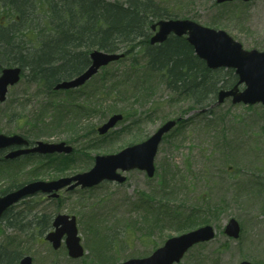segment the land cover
I'll list each match as a JSON object with an SVG mask.
<instances>
[{
	"label": "rangeland",
	"instance_id": "374dc122",
	"mask_svg": "<svg viewBox=\"0 0 264 264\" xmlns=\"http://www.w3.org/2000/svg\"><path fill=\"white\" fill-rule=\"evenodd\" d=\"M161 2L179 18L225 30L246 50L264 51V0ZM72 69L71 64L66 67ZM140 69L133 76L131 60H119L69 92L49 94L27 78L10 87L6 101L0 102V133L66 141L74 152L65 169V155L2 160L0 193L34 179L89 171L97 155L144 141L169 119L181 120L158 148L153 177L134 169L125 172V183L64 189L57 199L37 194L10 213L19 221L22 215L35 221L43 214L52 220L59 213L74 215L86 249L83 257L72 259L65 243L55 250L34 225L25 234L8 226L5 218L0 221V250L22 249L33 264H117L149 255L167 238L191 230L186 221L195 218L198 224L213 225L217 236L192 247L176 264H264V106L228 98L193 107L189 100L176 101L159 75ZM72 104L86 106L80 120ZM114 104L125 119L100 135L97 128L114 113ZM231 218L241 226L237 239L224 232Z\"/></svg>",
	"mask_w": 264,
	"mask_h": 264
},
{
	"label": "trees",
	"instance_id": "16d2710c",
	"mask_svg": "<svg viewBox=\"0 0 264 264\" xmlns=\"http://www.w3.org/2000/svg\"><path fill=\"white\" fill-rule=\"evenodd\" d=\"M172 17L178 16L161 0H0V71L18 65L24 69V78L47 93L69 92L53 87L82 72L90 63L93 49L121 51L125 57L119 60H131L133 76L143 66L163 79L177 96L176 101L189 100L193 107L205 108L217 99L220 89L232 88L238 76L234 69L209 68L186 37L172 35L162 44H151L152 24ZM69 64L73 69L66 71ZM113 89H118L117 83ZM72 105L80 120L86 106ZM113 108L114 113L122 111L116 104ZM80 109L83 112L79 113ZM63 159L65 169L72 160L70 156ZM12 211L4 218L8 226L22 233L27 234L34 225L43 236L52 226V218L46 214L37 221L22 215L19 221L17 216H10ZM186 222L187 229L201 226L195 218ZM21 257L22 249L0 250V264H19Z\"/></svg>",
	"mask_w": 264,
	"mask_h": 264
},
{
	"label": "water",
	"instance_id": "95a60500",
	"mask_svg": "<svg viewBox=\"0 0 264 264\" xmlns=\"http://www.w3.org/2000/svg\"><path fill=\"white\" fill-rule=\"evenodd\" d=\"M233 0H217L218 3ZM250 1V0H243ZM154 31L151 44L163 43L170 35L186 36L188 42L193 46L195 54L203 59L211 69L233 68L238 75V82L233 88L221 89L218 93V104L223 103L227 98H232L233 103H244L264 105V51L257 49L246 50L243 45L235 40L223 29H216L205 26L188 18L160 19L152 25ZM121 52H106L94 49L90 53L91 64L81 74L59 81L55 90L74 89L84 85L103 66L118 61L124 57ZM22 68L20 66L5 67L0 73V101L6 100L10 86L15 85L21 79ZM244 85L243 89L239 85ZM121 113L111 115L103 123L98 131L100 134L107 133L117 123L123 120ZM178 120L166 121L158 130L143 142L129 145L118 153L97 155L95 165L89 170L71 176H65L54 180H34L28 182L16 190L7 192L0 196V218L3 213L13 204L23 198L42 192L52 197H58V191L67 187L73 190L78 186L82 188L92 187L101 182L116 181L123 183L126 176L122 172L133 169L146 171L148 176L155 174V156L158 147L164 137L173 129ZM29 141L20 134L7 135L0 133V149L13 145H28ZM73 152V147L65 141L49 143L37 141L31 148H22L11 151L6 155L7 159L16 158L22 154L40 153L54 154ZM55 230L49 232L46 239L51 241L53 247L58 249L66 234V244L69 255L72 258H80L84 255L85 249L79 236L77 220L75 216L59 214L54 220ZM241 227L239 222L232 218L225 228V233L233 238L240 236ZM216 231L212 225H204L190 230L183 234L170 237L163 246L157 248L151 255L143 258H131L118 264H175L180 262L186 252L195 244L207 242L215 238ZM20 264H33L31 256H24ZM240 264H252L248 260Z\"/></svg>",
	"mask_w": 264,
	"mask_h": 264
},
{
	"label": "flooded vegetation",
	"instance_id": "af4514ba",
	"mask_svg": "<svg viewBox=\"0 0 264 264\" xmlns=\"http://www.w3.org/2000/svg\"><path fill=\"white\" fill-rule=\"evenodd\" d=\"M14 134H20V135L24 136L26 139H28L29 144H28V145H22V146H21V145H13V146H10V147L5 148V149H0V162H1L2 160L14 161V160H17V159L28 158V157H31V156H44V155H41V154H38V153H28V154H22V155H20V156H17L16 158H10V159H7V158H6V155H7L9 152H11V151H17V150L22 149V148H25V147H27V148H31V147L35 146L36 141H37V140H31V139H29L26 135H24V134H22V133H18V132L11 133V135H14ZM126 181H127V180H126ZM45 196H47V195H45ZM47 197H48V196H47ZM13 209H14V207H9V208L3 213V215H2V219H1L0 221L3 220L5 214H6L9 210L12 211ZM53 230H54V228H53V226H52V228H50L49 231H48V232L46 231V232L49 233V232H51V231H53ZM46 232L43 234V235H44L43 238H44L45 241H47V240L45 239V236H46V234H47ZM66 237H67V235L65 234L64 237H63V239H62V244H61V246H60L58 249H60V248L63 246L64 243H65V246H66V248H67ZM48 242H49V241H48ZM49 243H50V242H49ZM51 245H52V244H51ZM58 249H56V250H58Z\"/></svg>",
	"mask_w": 264,
	"mask_h": 264
}]
</instances>
